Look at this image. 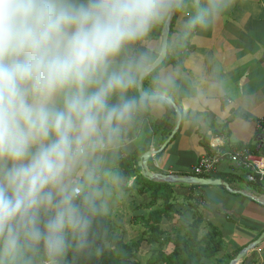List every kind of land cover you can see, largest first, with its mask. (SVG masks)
Instances as JSON below:
<instances>
[{
    "label": "clouds",
    "instance_id": "1",
    "mask_svg": "<svg viewBox=\"0 0 264 264\" xmlns=\"http://www.w3.org/2000/svg\"><path fill=\"white\" fill-rule=\"evenodd\" d=\"M234 0H0V264H87L152 120L231 101L192 54Z\"/></svg>",
    "mask_w": 264,
    "mask_h": 264
},
{
    "label": "crops",
    "instance_id": "2",
    "mask_svg": "<svg viewBox=\"0 0 264 264\" xmlns=\"http://www.w3.org/2000/svg\"><path fill=\"white\" fill-rule=\"evenodd\" d=\"M192 54L210 76L227 84L230 103L195 115L186 112V119H181L164 149L163 143L176 124L175 114L149 121L135 137L129 155L147 145L148 150L159 151L147 161L152 173L226 183L231 192L224 186H196L192 190L180 184L173 185L172 191L175 199L190 200L192 193L191 201L196 199L202 206V218L223 230L227 250H243L264 232V177L257 180L260 184L249 182L250 169L235 167L226 155L245 148L253 159L264 158V0H234L219 24L197 40ZM215 155L225 157L213 171L195 173L200 158ZM132 194L126 193L127 198L116 206H128L135 212ZM236 264H264V237Z\"/></svg>",
    "mask_w": 264,
    "mask_h": 264
},
{
    "label": "trees",
    "instance_id": "3",
    "mask_svg": "<svg viewBox=\"0 0 264 264\" xmlns=\"http://www.w3.org/2000/svg\"><path fill=\"white\" fill-rule=\"evenodd\" d=\"M148 147L145 145L134 151L122 163L129 181L133 179L126 193L146 195L147 202L140 201L137 206H133L136 215L129 219L132 225L138 222L143 224L138 239L131 242L118 239L114 234V225L108 218L101 226V238L98 240L103 251L99 256L87 261V264H141L136 255L143 243L149 247V256L144 264H228L242 248H236L233 252L227 250L219 231L211 222L202 218V206L199 202L195 199L194 204L186 208L188 214H180L171 203L173 198L175 200L173 185L152 182L141 176L136 163L138 158L148 151ZM255 180L257 182L259 177L256 176ZM256 184H260L259 181ZM190 188L193 190L196 187ZM191 196L190 200L193 199L192 193ZM138 212L141 213L137 215ZM172 214L178 217H185V214L188 216L187 225L181 228L184 233H179L180 227L174 230V236L171 235L173 231L168 234L162 230L163 220L169 219ZM183 220H187V217ZM202 228L205 229V234L200 237ZM168 245H171L172 249L166 252Z\"/></svg>",
    "mask_w": 264,
    "mask_h": 264
},
{
    "label": "rangeland",
    "instance_id": "4",
    "mask_svg": "<svg viewBox=\"0 0 264 264\" xmlns=\"http://www.w3.org/2000/svg\"><path fill=\"white\" fill-rule=\"evenodd\" d=\"M165 143V142H164ZM163 143V144H164ZM171 185H176V184H171ZM180 187H187L185 185L180 184ZM196 187V186H195ZM133 195V204L132 206H137L140 201L145 203L147 202L146 200V196H139V195ZM127 198V197H124ZM175 200L177 202H175ZM172 199L171 203L174 205L175 209L177 211L180 212V214H182L183 212L187 213V206H189L188 202L190 204H194V202H192L191 200L188 199H184L183 197H179L178 199ZM161 206V205H158ZM141 212H138L137 215H139ZM185 214V217H182L175 214H172L169 219H165L163 220L162 223V230H164L165 232H167L168 234L170 232H172L171 235L174 236V230L176 231V229H178L180 227L179 233H184V231L181 228H184L187 223H188V216ZM200 214V211H199ZM130 215H134L133 210L131 211V209L128 206H121V208L119 206H114L111 215L108 217L110 220V223L113 224L114 226V234L118 239H122L125 242H131V241H135L138 239V236L140 235V232L142 231L141 227H143V224H141V222H138V224L136 225H132L129 223V219H130ZM175 215V216H174ZM187 220H183V218H186ZM212 223V222H211ZM213 226L219 231V233H223V230L220 227H217L213 224ZM205 234V229L202 228L199 232V236L202 237ZM172 246L168 245L166 247V252L171 251ZM149 247H147L146 244H142L139 248V251L137 253V261H139L141 264H144L146 262V260L148 259L149 256Z\"/></svg>",
    "mask_w": 264,
    "mask_h": 264
},
{
    "label": "water",
    "instance_id": "5",
    "mask_svg": "<svg viewBox=\"0 0 264 264\" xmlns=\"http://www.w3.org/2000/svg\"><path fill=\"white\" fill-rule=\"evenodd\" d=\"M181 123V118L176 116V124L174 130L172 131L171 135L168 137L166 142L163 144L162 149L166 147V145L170 142V140L174 137L176 130L179 128ZM159 151L148 150L143 153L138 162L137 166L140 170V174L143 178H146L149 181L156 182V183H167V184H182V185H189V186H224L228 191L231 190L228 188V185L220 180H211L209 178H200L197 176H177L174 174H158L152 173L148 170L147 161L154 155L158 154ZM264 237V232L260 236V238L249 245L248 247L241 250L235 259L229 262V264H236L241 260L245 254L250 250V248L254 247L262 238Z\"/></svg>",
    "mask_w": 264,
    "mask_h": 264
},
{
    "label": "built area",
    "instance_id": "6",
    "mask_svg": "<svg viewBox=\"0 0 264 264\" xmlns=\"http://www.w3.org/2000/svg\"><path fill=\"white\" fill-rule=\"evenodd\" d=\"M260 144L263 141L259 140ZM225 157L224 155H215L213 157L200 158L199 162L195 165L194 171L196 174L202 172L207 173L213 171L219 159ZM229 161L237 168L250 169V174L247 175L249 182H254L256 176L261 179L264 177V158L253 159L247 149L233 150L226 155Z\"/></svg>",
    "mask_w": 264,
    "mask_h": 264
}]
</instances>
